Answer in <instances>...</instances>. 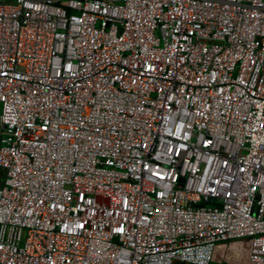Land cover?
Segmentation results:
<instances>
[{
	"label": "built area",
	"instance_id": "obj_1",
	"mask_svg": "<svg viewBox=\"0 0 264 264\" xmlns=\"http://www.w3.org/2000/svg\"><path fill=\"white\" fill-rule=\"evenodd\" d=\"M0 104V264H264V0H0Z\"/></svg>",
	"mask_w": 264,
	"mask_h": 264
},
{
	"label": "crops",
	"instance_id": "obj_2",
	"mask_svg": "<svg viewBox=\"0 0 264 264\" xmlns=\"http://www.w3.org/2000/svg\"><path fill=\"white\" fill-rule=\"evenodd\" d=\"M248 252H249L248 244L246 242L234 243L231 246L230 251L228 252V258L224 264H241L244 260L247 259ZM218 254L219 255L222 254V251H219ZM175 264H188V263L176 262ZM214 264H220V262H216Z\"/></svg>",
	"mask_w": 264,
	"mask_h": 264
},
{
	"label": "rangeland",
	"instance_id": "obj_3",
	"mask_svg": "<svg viewBox=\"0 0 264 264\" xmlns=\"http://www.w3.org/2000/svg\"><path fill=\"white\" fill-rule=\"evenodd\" d=\"M2 113H3V108H2V104H0V120H1ZM2 177H4V171L0 169V185H1Z\"/></svg>",
	"mask_w": 264,
	"mask_h": 264
}]
</instances>
